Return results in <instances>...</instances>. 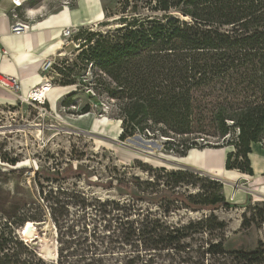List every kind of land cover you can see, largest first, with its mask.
<instances>
[{"label": "trees", "instance_id": "16d2710c", "mask_svg": "<svg viewBox=\"0 0 264 264\" xmlns=\"http://www.w3.org/2000/svg\"><path fill=\"white\" fill-rule=\"evenodd\" d=\"M120 1L121 10H103L106 18L118 15L112 28L80 26L74 37L79 39L77 62L92 64L95 94L107 98L110 115L120 120L119 139L137 133L157 134L151 131L157 126L158 135L168 138L164 143L176 141L177 153L184 155L203 146L200 141L206 144L208 136L216 137L232 146L225 169L253 175L248 154L253 144L264 140V0ZM97 24L110 25L109 21ZM60 84L74 87L75 81ZM87 111L85 106L83 113ZM227 135L231 137L226 139ZM15 171L0 169V180L9 179ZM189 171L172 170L166 174V182L175 188L193 177ZM75 175L81 176V172ZM134 181L137 185L125 181L114 185L139 200L141 196L133 193L135 188L139 191V179ZM208 184L212 187L201 186L207 192L163 193L160 198L167 207L178 202L190 210L228 206L222 182ZM101 205H113L112 210L123 212L122 217L115 216L116 227L106 236V245L77 242L69 251L57 248L55 256L45 257L32 240L26 241L30 221L37 218L0 183V264H264L262 240L247 250L230 251L222 240L210 239L190 246L186 242L190 235L224 228V222L213 215L169 225L137 203L119 205L106 200ZM263 211L251 218L245 215L243 225L250 226ZM123 225L132 238L125 240L115 231Z\"/></svg>", "mask_w": 264, "mask_h": 264}, {"label": "rangeland", "instance_id": "374dc122", "mask_svg": "<svg viewBox=\"0 0 264 264\" xmlns=\"http://www.w3.org/2000/svg\"><path fill=\"white\" fill-rule=\"evenodd\" d=\"M64 1L68 2L65 5L68 8L78 0H51L47 10L58 11ZM99 1L103 10H121L120 0ZM117 17L106 18L103 12L98 22L109 21L110 25L100 26L96 22L90 28H112V20ZM59 61L65 71L60 72L59 80L52 85L62 86L60 82L74 80L77 89L74 95L68 97L73 86L64 89L56 104L49 102L51 110L47 108L48 112L15 100L0 105V169L18 170L0 183L21 198L27 213L37 218L30 221L26 241L32 240L45 257L55 256L57 248L69 251L77 242L81 245H101L103 242L102 245H106L109 241L106 236L116 227L115 216L123 214L120 209L112 210L113 205L102 206L106 200L119 205L122 202L137 203L169 225H182L212 215L217 221L224 222L223 229L190 235L186 242L192 247L200 244L202 239H210L211 242L222 240L230 251L247 250L255 248L260 240L264 241V211L261 218L254 217L250 226L243 225L245 215L251 218V214L264 209L263 179L235 174L232 179L224 180L221 192L229 203L226 207L190 210L180 207L178 202L167 207L163 203L165 200L160 198L163 193L170 196L173 192L185 195L207 192V188L201 189V186L211 188L208 182L219 177L179 163L183 155L177 153L180 150L178 143H164L167 138L158 135L157 126L151 127L157 134L137 133L119 139L120 120L110 115L107 98L95 94L92 64L77 62L76 57H61ZM69 68L73 71L68 73ZM85 106L89 111L83 113ZM176 140L181 143V138ZM225 141L208 136L204 141L206 144L200 141L203 146L197 148L232 149ZM254 147L255 153L260 152L258 155L264 153V140ZM221 155L220 150L215 158L219 160ZM5 158L16 162L9 165L3 161ZM184 169L190 170L193 177L172 188L166 182V174ZM78 171L81 176L75 175ZM134 178L139 179V191L133 189V193L141 196L139 200L114 185L118 181L135 185ZM110 181L113 182L111 186L105 185ZM125 226H117L115 231L128 240L132 237H127ZM98 248L103 250L101 246Z\"/></svg>", "mask_w": 264, "mask_h": 264}, {"label": "crops", "instance_id": "0c3cea01", "mask_svg": "<svg viewBox=\"0 0 264 264\" xmlns=\"http://www.w3.org/2000/svg\"><path fill=\"white\" fill-rule=\"evenodd\" d=\"M25 6H31L30 16L37 13L38 16L29 20L31 29L21 34H13L10 31L12 18L9 2L0 0V72L18 78L23 93L37 86L45 80L39 72V66L43 59L59 60L61 57L70 59L76 57L78 48L72 43L62 45L61 29L64 26L77 25L91 27L96 25L103 16V9L99 0H78L71 7L61 6L58 11L47 10L51 0H24ZM46 9V10H45ZM50 9V8H49ZM21 15L23 10H17ZM68 86V87H67ZM54 86L48 94V101L56 104L62 96L63 90L72 85ZM15 100L14 95L0 88V105ZM253 144L248 154L253 175L241 173L235 169L227 170L224 167L226 154L230 148L218 150L191 148L183 156L179 163L212 174L223 180L232 179L235 174L251 179H263L264 182V153L258 155L254 152ZM222 151L218 160L215 155Z\"/></svg>", "mask_w": 264, "mask_h": 264}, {"label": "built area", "instance_id": "2783aa9c", "mask_svg": "<svg viewBox=\"0 0 264 264\" xmlns=\"http://www.w3.org/2000/svg\"><path fill=\"white\" fill-rule=\"evenodd\" d=\"M7 1L10 5L8 10L10 11V15L13 20L10 24V31L13 34H21L30 30L32 25H30L29 20L38 16L37 13H32V16L29 18L30 11L39 9H33V7L31 6H25L24 0ZM63 4L67 5L68 2L64 1ZM19 9L23 10L21 15L17 11ZM79 29L80 26L77 25L64 26L61 29L62 45L64 46L68 45L69 43H72L75 48L78 47L79 39H74V37L79 32ZM63 69L64 65L62 64V62L53 58L43 59L39 66V72L42 74V76H44L45 81H47L49 85L53 84L55 80L59 79L60 70ZM0 88L13 94L15 101L19 104L26 103L30 106H33L34 108H38L39 110H45V112H48L47 108L49 111L51 110L48 99L45 96L41 97L40 95H38L40 88H42V83L29 89L26 93H23L18 78L0 72ZM166 140H164V142Z\"/></svg>", "mask_w": 264, "mask_h": 264}, {"label": "bare ground", "instance_id": "6f19581e", "mask_svg": "<svg viewBox=\"0 0 264 264\" xmlns=\"http://www.w3.org/2000/svg\"><path fill=\"white\" fill-rule=\"evenodd\" d=\"M66 5V4H65ZM40 84V83H39ZM54 86L52 85V84H48V82L47 81H42V88H40V90H39V93H38V95H40L41 97L42 96H45L47 99H48V94H49V92L51 91V89L53 88ZM94 129H95V127H94ZM119 132V128L117 129V133ZM144 154V153H143ZM165 161H167V160H165ZM177 167V166H176Z\"/></svg>", "mask_w": 264, "mask_h": 264}, {"label": "water", "instance_id": "95a60500", "mask_svg": "<svg viewBox=\"0 0 264 264\" xmlns=\"http://www.w3.org/2000/svg\"><path fill=\"white\" fill-rule=\"evenodd\" d=\"M88 133H91V132H88ZM218 180L221 181L222 183H223V181H224V180L221 179V178H218ZM16 232L20 235V233L17 231V229H16Z\"/></svg>", "mask_w": 264, "mask_h": 264}]
</instances>
